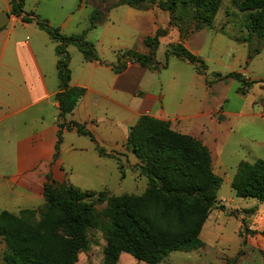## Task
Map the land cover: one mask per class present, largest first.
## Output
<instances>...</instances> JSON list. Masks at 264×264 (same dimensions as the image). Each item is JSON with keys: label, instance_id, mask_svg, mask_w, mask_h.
Instances as JSON below:
<instances>
[{"label": "rangeland", "instance_id": "obj_1", "mask_svg": "<svg viewBox=\"0 0 264 264\" xmlns=\"http://www.w3.org/2000/svg\"><path fill=\"white\" fill-rule=\"evenodd\" d=\"M21 1L26 13L41 14L62 34L83 36L96 47L100 62L90 63L75 45L68 46L70 70L73 81L102 90L104 97L93 98L89 107L95 121L91 132L106 152L123 163L120 169L117 160L101 157L89 137L67 134V141L80 142L90 149L65 157L67 164L76 160L77 167L70 180L58 181L51 173L57 184L72 183L82 190L106 191L109 196L142 195L148 180L135 168L136 156L127 148L120 149V144L127 138L129 127L137 123L136 113L144 107L142 96L157 97L151 115L169 120L173 130L207 146L212 169L222 178L217 206L201 232L204 246L191 253H171L161 264H264V201L239 198L231 186L241 162L264 159V41L249 36L245 28L247 13L240 8L243 0H223L214 26L189 35L184 44L205 62L207 69L202 75L197 65L166 55L171 43H179L194 29L195 21L189 14L169 24V12L157 3L129 7L122 4L123 0ZM3 12L7 11L0 14ZM158 28L168 31L156 51L158 70L135 63L128 64L121 74L111 70L118 65L119 54L128 50L148 54L144 39ZM234 72L255 81L245 95L242 82L223 80ZM12 187L7 182L0 187V212L18 213L24 206L44 204L21 202L19 196L11 194ZM105 206L97 204L95 208L101 211ZM88 237L90 248L79 255L76 264H103L105 235L90 229ZM5 249L0 238V263ZM118 264L145 263L122 254Z\"/></svg>", "mask_w": 264, "mask_h": 264}, {"label": "trees", "instance_id": "obj_2", "mask_svg": "<svg viewBox=\"0 0 264 264\" xmlns=\"http://www.w3.org/2000/svg\"><path fill=\"white\" fill-rule=\"evenodd\" d=\"M222 2L123 0L122 4L139 7L144 3H157L161 10L169 12V24L173 19L179 21L189 14L195 21L194 29L185 33L179 43H171L166 55L197 65L198 73L202 75L207 69L205 62L184 44L189 35L214 26ZM11 5V14L21 16L24 22L36 21L51 39L59 43L56 53L60 91L56 100L60 113L54 162L59 158L63 131L75 129L78 134L90 137L101 157L117 160L122 169L121 159L99 146L85 125L63 122L87 92L84 87L71 85L67 47L75 45L86 61L100 62L96 47L83 36H66L51 27L47 20L24 12L21 0H12ZM240 8L247 13L245 28L249 36H257L264 41V0H243ZM95 22L93 16L92 27L96 26ZM167 32V29L158 28L154 35L144 39L148 54L134 50L119 54L118 65L112 68L114 73H123L132 63L152 71L158 70L155 55L160 39L166 37ZM249 59H252L251 54ZM228 79L242 82L244 95L255 83L236 72L223 78ZM126 147L139 159L135 168L148 180L142 195L109 196L106 191L82 190L72 183L57 184L49 173L41 207L23 209L18 213L0 212V238L6 247L0 264H76L79 255L90 248V229L100 230L105 235L107 243L103 250V264H118L122 254L145 264H161L171 253H191L201 249L204 246L201 232L217 206V195L222 185V178L212 169V157L207 146L190 135L173 130L170 121L144 114L130 127ZM231 186L239 198L264 201V159L254 163L241 162ZM104 203L106 206L97 211L95 206Z\"/></svg>", "mask_w": 264, "mask_h": 264}, {"label": "crops", "instance_id": "obj_3", "mask_svg": "<svg viewBox=\"0 0 264 264\" xmlns=\"http://www.w3.org/2000/svg\"><path fill=\"white\" fill-rule=\"evenodd\" d=\"M11 1L0 0V12L7 11L10 16L8 24L0 31V187L5 182L11 184V194L19 196L23 203L44 202L47 175L52 173L58 181L66 178L70 180L77 161L67 164L65 157L90 149L80 142L67 141L66 135L89 136L80 135L75 129H65L59 158L54 162L60 113L56 100L60 91L58 56L55 57L58 44L56 46V42L36 21L24 22L21 16L11 14ZM38 15L45 19L41 14ZM71 85L84 87L87 92L63 122L84 124L86 130L92 133L95 121L92 120L89 107L93 98L104 97L103 92L99 88L73 81V78ZM111 87L114 91L115 85ZM142 97L144 107L136 114L139 118L144 114L152 116L151 109L159 98ZM126 139H121L120 149L127 148ZM131 155L134 154L131 152ZM134 162L136 165L140 161L137 158ZM41 206H24L21 210Z\"/></svg>", "mask_w": 264, "mask_h": 264}, {"label": "water", "instance_id": "obj_4", "mask_svg": "<svg viewBox=\"0 0 264 264\" xmlns=\"http://www.w3.org/2000/svg\"><path fill=\"white\" fill-rule=\"evenodd\" d=\"M10 16L8 12H3L0 14V29H3L9 22Z\"/></svg>", "mask_w": 264, "mask_h": 264}]
</instances>
